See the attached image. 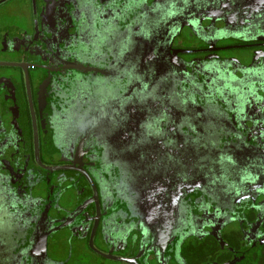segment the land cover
Returning a JSON list of instances; mask_svg holds the SVG:
<instances>
[{
  "label": "flooded vegetation",
  "instance_id": "obj_1",
  "mask_svg": "<svg viewBox=\"0 0 264 264\" xmlns=\"http://www.w3.org/2000/svg\"><path fill=\"white\" fill-rule=\"evenodd\" d=\"M179 1L0 0V264H264V0Z\"/></svg>",
  "mask_w": 264,
  "mask_h": 264
},
{
  "label": "water",
  "instance_id": "obj_2",
  "mask_svg": "<svg viewBox=\"0 0 264 264\" xmlns=\"http://www.w3.org/2000/svg\"><path fill=\"white\" fill-rule=\"evenodd\" d=\"M229 1L230 0H188V1H179L177 5L174 4V5H170L169 7L166 6L165 9L162 11L163 13H162V16L160 17L159 24H157V28L160 27L159 29L161 28H167V29L164 30L163 34H160V32H157V40L160 37H167L169 41L170 39H172V37H174L176 32L179 31L181 21L188 20V23H190V25H193L195 24L194 20H197V18H194V16L197 14L203 16L207 12H209V14L212 13L215 15L222 13L223 14L222 19H224L227 16L225 11L229 9V4H228ZM223 3H224V6H223ZM231 11L236 12V13L238 12L237 9L233 8L232 6H231ZM211 17L212 16L210 17L205 16V18L211 19L213 21H217L218 19V18H211ZM198 21L200 20L198 19ZM160 69H163V66H157V75ZM157 82H158L157 85L162 83L161 84L162 88L164 87L165 83L166 84L170 83L169 81L166 82V79L164 78H161ZM161 98L163 99V102H165L167 99H169V95H165V93H162ZM254 178L256 181L261 180L260 175L254 176ZM210 181H211L210 183L212 186L214 187L217 186L218 180L215 177H210ZM251 189H254V187L249 184V187L247 190L251 191ZM247 190H245V193H253L249 191L247 192ZM238 192L239 191L235 192V194L241 195L244 193V192H241V193H238ZM261 193L264 194V191H262ZM211 195L216 196L214 194H211ZM161 234L162 236L165 237L164 242H166L169 239L168 233L162 232ZM161 234L157 231V235H161ZM42 253L46 254L44 244H42ZM119 260L127 261L123 259H119Z\"/></svg>",
  "mask_w": 264,
  "mask_h": 264
},
{
  "label": "trees",
  "instance_id": "obj_3",
  "mask_svg": "<svg viewBox=\"0 0 264 264\" xmlns=\"http://www.w3.org/2000/svg\"><path fill=\"white\" fill-rule=\"evenodd\" d=\"M193 90L194 91H199V93H200V89L199 88H197L196 86H194L193 87ZM199 98L200 99H202V98H204V95H202L201 93H200V95H199ZM211 99H213V98H211ZM214 100V99H213ZM163 102V99L159 96L158 97V102L159 103H161L163 106L164 105H169L170 103H166V102ZM193 104H196L197 106H198V108H196L197 106L195 105H193L194 106V108H193V111H192V115H193V117H194V120H196L197 122H202V121H204V119H203V116H202V112L201 111H199V109H200V107L202 108V104L200 105V104H197V102L195 101V99L193 98ZM202 102V101H201ZM192 106V107H193ZM164 116V115H163ZM203 124V123H202ZM213 147V146H212ZM211 146H210V148H212ZM202 148H204L205 149V146L203 147V146H199L198 147V145H196L195 144V146H194V158H193V162L194 163H199V162H202L200 159H202L203 158V156L200 154V156H198L197 154H198V152H200V150L202 149ZM214 148V147H213ZM201 153V152H200ZM200 157H202V158H200ZM207 156H205V158H206ZM204 158V159H205Z\"/></svg>",
  "mask_w": 264,
  "mask_h": 264
},
{
  "label": "rangeland",
  "instance_id": "obj_4",
  "mask_svg": "<svg viewBox=\"0 0 264 264\" xmlns=\"http://www.w3.org/2000/svg\"><path fill=\"white\" fill-rule=\"evenodd\" d=\"M229 54L236 55V57L239 58L243 63H249L250 62V55H252V53L250 51H245V52L236 51V52H230ZM243 54H245L244 59H242ZM257 175H259L258 172L256 173V176ZM233 227H235V226H233Z\"/></svg>",
  "mask_w": 264,
  "mask_h": 264
}]
</instances>
